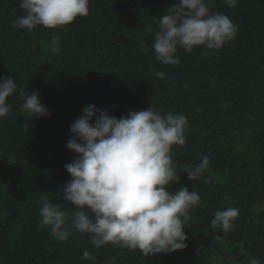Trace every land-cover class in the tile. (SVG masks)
<instances>
[{
  "label": "trees",
  "instance_id": "1",
  "mask_svg": "<svg viewBox=\"0 0 264 264\" xmlns=\"http://www.w3.org/2000/svg\"><path fill=\"white\" fill-rule=\"evenodd\" d=\"M176 3L89 0L87 16L28 31L13 26L24 14L20 0H0V79L17 83L12 111L0 118V264H248L249 257L264 264V0H239L234 8L210 0L213 13L238 26L235 37L219 50L180 48L181 63L164 65L152 45L160 17ZM33 91L51 118L26 117L21 106ZM90 104L117 118L151 107L187 118L186 142L171 151L180 180L168 186L201 197L186 221L187 248L149 257L111 243L96 248L80 232L56 241L39 227L41 195L73 210L63 198L72 179L64 165L78 154L67 144L71 124ZM204 157L210 166L203 178L190 180L186 171ZM227 207L239 217L224 234L211 219ZM85 250L95 259L83 258Z\"/></svg>",
  "mask_w": 264,
  "mask_h": 264
},
{
  "label": "clouds",
  "instance_id": "2",
  "mask_svg": "<svg viewBox=\"0 0 264 264\" xmlns=\"http://www.w3.org/2000/svg\"><path fill=\"white\" fill-rule=\"evenodd\" d=\"M210 2V0H208ZM206 0H177L158 21L152 50L164 65H179L178 49L192 52L197 47L219 50L232 40L238 26L224 13H213ZM229 8L239 0H224ZM14 27L34 30L37 26L58 29L89 14V0H20ZM151 31V29H149ZM58 38L51 41L59 51ZM142 51H148L141 45ZM156 76L167 79L166 73ZM17 90L13 78L0 79V118L12 111L8 98ZM24 96V93L21 92ZM26 117H48L51 113L38 92L24 96ZM83 115L70 126L67 147L78 154L64 165L72 179L62 189L63 198L73 206L69 211L47 195L39 200V227L48 228L56 241H67L75 232L88 234L100 248L113 244L144 256L172 253L187 248L186 221L200 194L188 187L170 192L168 186L180 177L172 164V146H183L188 120L183 114L164 113L152 107L130 111L117 118L95 104L87 105ZM30 125L25 124L28 128ZM34 126V125H32ZM210 159L187 170L189 179L200 181ZM239 210H216L211 227L227 234L233 231ZM83 258H95L87 250ZM248 264H261L249 257Z\"/></svg>",
  "mask_w": 264,
  "mask_h": 264
}]
</instances>
